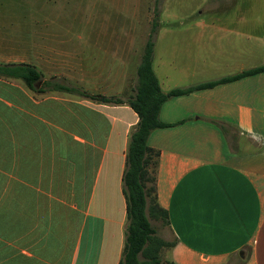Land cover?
<instances>
[{"label": "crops", "instance_id": "crops-1", "mask_svg": "<svg viewBox=\"0 0 264 264\" xmlns=\"http://www.w3.org/2000/svg\"><path fill=\"white\" fill-rule=\"evenodd\" d=\"M167 8L153 56L162 92L264 65V17L175 16ZM147 16L143 49L154 20ZM100 24L86 39L93 52L58 48L53 43L67 37L53 33L41 51L0 52V64H28L43 75L34 89L0 76V264H119L123 257V174L139 118L127 103L52 89L63 78L56 81L89 95L131 97L126 67L137 82L142 53L125 57L135 50L137 29L125 31L130 42L119 57V43L114 53L96 43L117 40L116 28L108 36ZM114 64L123 73L111 77ZM159 118L171 127L154 130L148 146L159 152L157 202L175 241L163 261L264 264V73L172 97Z\"/></svg>", "mask_w": 264, "mask_h": 264}, {"label": "rangeland", "instance_id": "rangeland-1", "mask_svg": "<svg viewBox=\"0 0 264 264\" xmlns=\"http://www.w3.org/2000/svg\"><path fill=\"white\" fill-rule=\"evenodd\" d=\"M164 6H170L166 13H174L175 16H186L191 12L196 17L239 16L255 19L264 17V0H161L158 4H146V0H101V2L100 0H0V52L13 51L14 47L16 49L20 47L23 53L37 49L41 51L45 48L47 33L71 39L65 38L64 42H54L53 44L58 48L86 49L87 52H93L97 47H93L86 39L100 32V21H103L106 25H103L102 29L107 30L103 32L108 36L115 33V28L117 29V40L110 41L107 37V40L96 43L103 44L104 49L109 53L116 50L114 46L119 43L120 48L117 50L120 57L126 43L130 42L125 31L128 32L134 27L137 29V34H134L135 50L125 58L132 56L133 59L135 54L137 58V55L144 50L141 44L143 41H140L148 10L152 17L159 19L164 13ZM121 28L125 29L124 32ZM260 33L256 32V35H260L264 41V32ZM24 55L21 59L28 60L29 57ZM109 67H112V71L106 74H111V77L119 72L123 73L122 67L118 64ZM126 68L128 69L125 81L127 92L132 90L131 96H133L136 76L133 70L130 71L131 66ZM70 75L71 78L77 77L75 73ZM45 77L51 78L47 74ZM56 80L63 82L65 79ZM151 223L159 237L173 242V237L169 235L168 228L162 221L151 219ZM231 264H241V262L236 259Z\"/></svg>", "mask_w": 264, "mask_h": 264}, {"label": "trees", "instance_id": "trees-1", "mask_svg": "<svg viewBox=\"0 0 264 264\" xmlns=\"http://www.w3.org/2000/svg\"><path fill=\"white\" fill-rule=\"evenodd\" d=\"M158 1L156 0V4ZM158 26V19L154 17L150 35L137 69L134 95L127 101L107 98L102 95H89L78 88L60 84L57 81L52 87L55 91L90 98L102 103L117 105L127 103L139 118L135 130L130 136L126 155V169L123 174V192L127 203L128 222L123 257L119 264H169L163 261L162 254L175 245V241L168 242L159 237L151 223V219H153L169 225L168 213L159 206L156 196L159 152L148 146L149 136L154 130L171 127V125L164 124L159 118L164 103L172 97L189 95L196 91L264 73L263 65L218 81L189 88H177L164 93L153 70L155 34ZM0 76L21 79L33 89L35 83L43 79L41 72L24 63L0 64ZM49 84L47 83L48 86ZM219 126L223 132H227L224 125L220 124Z\"/></svg>", "mask_w": 264, "mask_h": 264}]
</instances>
